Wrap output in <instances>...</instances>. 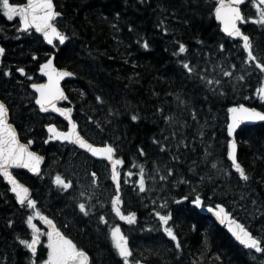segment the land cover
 Returning a JSON list of instances; mask_svg holds the SVG:
<instances>
[{
	"label": "trees",
	"instance_id": "trees-1",
	"mask_svg": "<svg viewBox=\"0 0 264 264\" xmlns=\"http://www.w3.org/2000/svg\"><path fill=\"white\" fill-rule=\"evenodd\" d=\"M55 5L63 14L57 25L69 37L64 45H57L56 64L76 75L66 82V107L83 131L102 130L107 140L119 138L125 163L143 161L147 171L145 210L154 223L149 222L148 229L138 228L134 236L140 245L150 237L167 241L168 247L138 259L148 264H264V254L242 247L191 204L197 194L207 204L221 203L254 235L264 236V123L243 126L237 134L247 181L239 178L227 159L228 108L247 104L264 111V101L257 95L264 74L254 63H244L247 53L241 41L220 31L213 13L215 0H55ZM243 9L251 17V0ZM242 26L251 38L253 54L264 63V25L248 20ZM17 29L18 23L8 21L0 11V42L5 47L0 72L12 73L0 74V99L8 104L20 138L33 141L34 150L45 154V126L57 118L35 106L29 86L41 80L39 64L52 50L37 35ZM181 43L185 53H179ZM182 61L194 67L191 76ZM19 67L26 75L16 72ZM223 71L233 75L223 77ZM241 75L243 81L237 79ZM207 79H219L221 85L213 88ZM132 115L138 119L133 121ZM161 144L167 145L165 151ZM168 168L173 175L167 176ZM162 175L167 179L161 180ZM18 176L29 186L43 184L25 172ZM181 197L188 199L176 203ZM142 198L130 192L128 199V210L139 215V222ZM161 202H166L161 214L171 213L168 224L180 248L161 234L150 236L161 226L153 212H160ZM27 214L0 176V264H28L19 243L27 237ZM87 242L98 251L91 255V264H123L113 250L112 255L99 254L109 250L107 245L94 238Z\"/></svg>",
	"mask_w": 264,
	"mask_h": 264
},
{
	"label": "snow or ice",
	"instance_id": "snow-or-ice-1",
	"mask_svg": "<svg viewBox=\"0 0 264 264\" xmlns=\"http://www.w3.org/2000/svg\"><path fill=\"white\" fill-rule=\"evenodd\" d=\"M247 0H215V7L213 13L215 19L220 22L222 30L230 37L239 38L242 41V48L244 52L247 53L245 64L254 63L255 69H258L262 74H264V63L260 62L256 55L253 54V45L251 38L241 31V27L238 26L239 22H247L251 20L253 23L264 25V0H251L252 7L256 9V17H245L241 10V5L246 3ZM0 11L7 18L8 21H12L15 17L19 18V28L17 31L30 32L33 28L36 33L42 34L43 40L47 42L48 45H53L54 40H58L61 45H64L69 37L65 32L61 31L57 26V18L62 16V13L56 10V6L53 0H26L25 3H12L10 0H0ZM119 13H117V16ZM187 23V21H184ZM129 30H131V25H129ZM143 47L147 48V42L144 43ZM221 52L224 50L223 44L219 46ZM5 52V49L0 46V56ZM186 46L181 43L179 44V53H185ZM33 59H36V54L33 53ZM182 67L187 71V74L191 76L194 72V67L190 66V62L182 61ZM235 65L231 68L235 69ZM16 72L22 76L26 75L25 69L19 67ZM39 72L47 77L44 83H32L31 88L35 90V105L39 106L41 112H47L51 109L54 112L59 113L61 116L68 120L67 131H62L56 127L54 124H47L45 127L49 132L48 140H60L68 141L74 145H77L80 149H84L86 152L91 153L93 157H98L105 159L111 165V180L115 184L116 195L111 198V210L120 218L122 221H126L128 224H133L135 222V213H128L125 215L121 211V199H120V180L118 179L119 173L117 171V166L122 165L123 161L118 158L116 153V148L105 142L103 146H96L89 143L80 133L76 130V125L72 121L70 113L71 108H61L57 106V101L67 100L68 97L65 95L63 89L60 86V81L64 77H70L73 73L57 69L53 64V59L49 56L43 63L39 64ZM5 77L11 76V72L8 69H3L0 72ZM223 77H231L233 75L232 71H223ZM204 80V76L199 77ZM31 79V77H29ZM238 80L243 81L244 76H238ZM207 85L215 86L221 85V80L219 79H207ZM212 90V89H210ZM257 95L262 101H264V82L257 89ZM96 99L99 101L101 97L97 96ZM183 103V101H181ZM230 122L227 125L228 135L233 136L234 130L245 121H264V111H259L253 107H246L244 104L234 105L228 108ZM193 115L195 111L193 110ZM9 108L4 100H0V175L11 185L10 191L15 194V200L22 207H26L30 211V214L26 216V224L28 228L31 229V239H19V243L22 244L30 253L35 256L37 253V245L41 244V237H47V258L42 260L40 264H90V258L86 251L77 247V245L66 236L61 230L56 227L54 221L50 219L47 215H44L36 207L37 202L31 199L29 194V189L24 185L20 184L19 181L13 176L10 169L12 168H26L31 172H39V164L43 157L39 156L37 153L30 151L28 145L32 143L31 140L28 143H20L17 138V132L14 126L8 122ZM131 119L133 121L137 120L136 115H132ZM168 120L169 117H165ZM91 120V117H89ZM175 135V133H173ZM203 135V133H201ZM48 141L46 140L45 143ZM154 143H159L154 140ZM161 151H165L167 145H159ZM186 146V145H185ZM236 144L234 140H229L228 142V156L231 159L232 167L239 173V178L247 181L249 179L244 168L237 162L235 156ZM141 155L144 154L143 149H139ZM177 159V157H174ZM216 165L213 164V167ZM158 170V169H157ZM127 176H132L131 172L126 174ZM173 175V169H167V176ZM167 176H160L161 180L167 179ZM91 182L93 185L97 184V175L93 171L90 173ZM61 190H68L72 188V181L62 178L59 174L54 178L53 181ZM136 184L139 185V190L141 192L145 191V176L144 167L140 166V178L136 180ZM84 192H80L79 196L83 197ZM92 197L89 196L88 200L91 201ZM188 197H181V201L187 200ZM194 207L201 206L202 200L199 194L196 195L195 199L191 201ZM253 205L256 201H252ZM166 207V205H162ZM76 207L79 212L84 216H89L91 207L89 203L78 202ZM209 211H213L216 217L219 219L220 223L224 224L227 222L229 225V231L235 237L237 241L240 242L245 248L249 250H255L256 253L264 254V236L253 235L251 231L248 230L243 224L238 220L234 219L229 213L224 210L223 205H216L215 209L209 208ZM155 215L158 217L159 222L163 225V232L170 237L172 241H176V248H180L177 236L171 227L167 224L170 220L171 213L161 214V212L156 211ZM39 218L47 225V231L37 227L36 223H33L34 218ZM100 224L107 225V220L103 214L98 218ZM8 225L11 226L13 221L9 220ZM109 235L112 241V246L115 249L117 255L123 259V264H132L130 262V257H132V251L128 244V237L124 235L121 231L119 225L111 227L109 229ZM34 264V262H33ZM134 264H141L140 260H135Z\"/></svg>",
	"mask_w": 264,
	"mask_h": 264
},
{
	"label": "flooded vegetation",
	"instance_id": "flooded-vegetation-1",
	"mask_svg": "<svg viewBox=\"0 0 264 264\" xmlns=\"http://www.w3.org/2000/svg\"><path fill=\"white\" fill-rule=\"evenodd\" d=\"M68 124L63 123L62 129H67ZM94 145H103L100 139L87 138ZM114 141H120L119 138L113 139ZM48 141V136H47ZM50 141V140H49ZM114 141L108 142L116 148L115 155L121 158L122 165L117 166V171L120 174L118 179L120 180V199L122 201L120 207L121 211L127 215L130 212L128 210V199L130 190H139V185L136 184V180L140 178V166H143V162L137 169L136 166H131L127 168L124 162L126 154H121L119 151L120 146H117ZM53 147L50 149L49 142L45 143V149L50 155L54 152H58V149L63 151L62 158L58 161V165L62 168L60 170V176L66 180L72 181V188L68 190H61V188L55 184H41L40 186L33 187V197L37 202L36 207L44 215H47L52 219L61 232L68 236L77 247L88 251L91 255L97 254V248L93 245L89 247L87 242L81 237L82 231L88 228L93 229L92 237L99 238L100 241L109 247V252H100L99 254L112 255L111 251H115L112 246V241L109 235V229L119 225L122 232L128 234V224L126 221L120 220L118 216L111 210V198L116 195L115 184L111 180V165L106 160H97L87 153L81 151L74 144L68 142L65 144L52 143ZM54 151V152H53ZM95 172L97 175V184L93 185L91 182L90 173ZM131 172L132 176H127L126 174ZM140 191V190H139ZM84 192V196L80 197L79 193ZM89 196L92 197L89 202ZM78 202H86L90 204L91 211L89 216H84L79 212L76 207ZM29 210V214H30ZM143 215L144 213L140 211ZM140 213V215H141ZM103 214L107 220V225L100 224L98 221L99 216ZM136 214V213H135ZM139 215L135 216V220H139ZM33 223L47 231V225L40 221L39 218H34ZM140 226L144 229L145 224L142 221ZM27 240L31 239V229L27 226ZM165 239V235L163 236ZM104 241V242H103ZM111 241V243H110ZM96 251V252H95ZM116 252V251H115ZM27 257H34L28 249L25 250ZM117 254V253H116ZM47 255V237H41V244L37 245V253L35 257L40 258ZM40 261V259H39Z\"/></svg>",
	"mask_w": 264,
	"mask_h": 264
},
{
	"label": "water",
	"instance_id": "water-1",
	"mask_svg": "<svg viewBox=\"0 0 264 264\" xmlns=\"http://www.w3.org/2000/svg\"><path fill=\"white\" fill-rule=\"evenodd\" d=\"M248 1V0H247ZM25 2H26V0H25ZM24 2V3H25ZM53 2H54V4H55V0H53ZM245 4V3H244ZM56 6V5H55ZM242 6H243V4L241 5V10H242ZM56 10H57V7H56ZM58 11V10H57ZM60 12V11H59ZM242 12H243V10H242ZM62 17V16H61ZM61 17H59V18H61ZM59 18H57V20L59 19ZM16 19L19 21V18L18 17H16ZM217 21V20H216ZM219 24H220V22L219 21H217ZM241 23H243V22H239L238 23V26H240V24ZM241 27V26H240ZM220 29H221V32L224 34V35H226V36H228L226 33H224L223 32V30H222V26H221V24H220ZM32 31L33 32H35V29L33 28L32 29ZM241 31L243 32V29H242V27H241ZM36 33V32H35ZM36 34H38L42 39H43V37H42V34H40V33H36ZM228 37H230V36H228ZM230 38H232V39H234V40H240L239 38H234V37H230ZM44 41V40H43ZM46 44H47V42L46 41H44ZM56 42H58V40H54V43H53V45H48L47 44V46L48 47H50V48H52L53 50H54V54L51 56L52 57V59H53V64H54V66L57 68V69H62V70H65V71H68V72H71V73H73L71 70H68V69H65V68H60V67H58L57 65H56V59H55V53L57 52V48L55 47V43ZM1 46V45H0ZM3 47V46H2ZM4 48V47H3ZM1 59H2V56H0V62H1ZM39 73V75L40 76H42V77H44L45 78V80H47V77L46 76H44L42 73H40V72H38ZM76 78V75L73 73V75L72 76H70V77H64L63 79H61V81H60V86H61V88L63 89V91H64V93H65V95L67 96V92H66V89H65V87H64V82H66L67 80H74ZM46 82V81H45ZM41 83H44V82H41ZM30 88H31V86H30ZM31 90L35 93V90L34 89H32L31 88ZM1 100V99H0ZM64 101L65 100H60V101H57V106L58 107H61V108H64L63 106H62V104L64 103ZM246 107H251V106H249V105H247V104H244ZM38 108H39V106L38 105H36ZM253 108H256V107H253ZM257 110H259V111H263V110H261V109H259V108H256ZM50 111H52L51 109H49ZM54 112V111H53ZM56 115H58V116H60L61 118H63L65 121H67L68 122V120L65 118V117H63V116H61L59 113H57V112H54ZM71 119H72V121L74 122V120H73V118L71 117ZM8 122L9 123H11V121H10V111H9V116H8ZM230 122V119H229V115H228V123ZM261 123H264V121H245V122H242L240 125H238L237 126V128L234 130V133H233V136H229L228 135V137H229V139H228V142H229V140H234V142H235V144H236V150H235V156H236V159H237V162L243 167V165L240 163V161H239V141H238V138H237V133L239 132V130L243 127V126H252V125H257V124H261ZM13 126H14V128H15V130H16V132H17V138L19 139V141H20V143H24V144H26L25 142H23L21 139H20V137H19V134H18V130H17V128H16V126L13 124V123H11ZM55 125V124H54ZM228 125V124H227ZM57 127V126H56ZM58 128V127H57ZM59 129V128H58ZM76 130L79 132V130H78V127L76 126ZM46 131H47V133L49 134V132H48V130H47V128H46ZM80 133V132H79ZM227 134H228V132H227ZM81 135V134H80ZM82 136V135H81ZM55 141H58V142H61V143H66L67 141H60V140H55ZM90 143V142H89ZM228 145V144H227ZM28 147H29V150L30 151H33L32 150V148H31V145L29 144L28 145ZM81 150H83V151H85L84 149H81ZM33 152H35V151H33ZM86 152V151H85ZM35 153H37L39 156H41V157H43V159L40 161V164H39V172H36V173H33V172H31L29 169H26V168H12V169H10V171L12 172V174H13V176H15L16 177V179L19 181V183L20 184H22V185H24L25 187H27L28 189H29V196L31 197V195H32V190H31V188L27 185V184H25L24 182H22L19 178H18V176L16 175V173H15V171H25V172H28L31 176H39L41 173H42V168H43V166H44V163H45V157L43 156V155H41V154H39L38 152H35ZM88 153V152H87ZM88 154H90L91 155V153H88ZM92 156V155H91ZM94 158H96V159H102V158H98V157H94ZM227 159L230 161V163L232 164V162H231V159L229 158V156H228V146H227ZM244 168V167H243ZM234 169V168H233ZM234 171L236 172V170L234 169ZM1 177H2V175H0ZM3 178V177H2ZM3 180H4V182L9 186V187H11V185L10 184H8V182L3 178ZM12 193V192H11ZM14 196H15V194L14 193H12ZM18 203V202H17ZM216 205H218V204H216ZM216 205H205L203 202H202V204H201V206H198L197 208L200 210V212L201 213H203L204 215H211L212 216V218L217 222V224L218 225H220V226H222V227H224L227 231H228V233L235 239V237L232 235V233L229 231V225L227 224V222L226 223H224V224H222V223H220V221H219V219L216 217V215H215V213L213 212V211H209V208L211 207V208H213V209H215V206ZM219 205H223V204H219ZM223 207H224V210L227 212V213H229L234 219H236L233 215H232V213H230L228 210H227V208H226V206H224L223 205ZM236 220H238V219H236ZM239 221V220H238ZM241 224H243L244 225V223H242L241 221H239ZM245 226V225H244ZM246 227V226H245ZM247 228V227H246ZM250 231V230H249ZM236 240V239H235ZM237 241V240H236ZM239 244H240V242L239 241H237ZM241 245V244H240ZM241 246H243V245H241ZM244 247V246H243ZM245 248V247H244ZM247 249V248H246ZM252 251H254L255 252V250H252ZM258 254H261V253H258ZM89 258H90V256H89ZM90 261H91V259H90ZM141 264H147L146 262H141Z\"/></svg>",
	"mask_w": 264,
	"mask_h": 264
},
{
	"label": "rangeland",
	"instance_id": "rangeland-1",
	"mask_svg": "<svg viewBox=\"0 0 264 264\" xmlns=\"http://www.w3.org/2000/svg\"><path fill=\"white\" fill-rule=\"evenodd\" d=\"M251 8H252V10H251V12H250V14H251V17H256V9L254 8V7H252V4H251ZM250 10V9H249ZM249 21H251V20H249ZM262 82H264V76L261 78V83ZM261 83H260V86H261ZM89 131H90V133L92 134L93 133V137L95 138V139H100V140H103V139H105V137H104V134H103V131L102 130H92V129H89ZM103 135V136H102ZM116 137H113V138H111V139H115ZM62 151H58V153L57 152H54V153H52L51 154V160H50V165H49V167H48V171H46L47 173H51V171H52V169H53V167H55V164L56 165H58L59 163H58V161L62 158ZM56 158H59L58 159V161H56L57 159ZM46 173V175H45V178H47L48 176H49V174H47ZM53 175V173H51L50 174V176H52ZM57 175H55V176H53V179L56 177ZM144 176H145V182H147V179H146V176H147V171H146V168L144 167ZM44 178V179H45ZM141 192V191H140ZM145 192H146V190L145 191H143L142 193L144 194V197L142 198V201L143 202H145V198H146V195H145ZM136 193H138V191H136ZM162 205H166V202H161V208H160V212H162V210H163V208H164V206H162ZM147 207V205L144 203L143 204V206H142V209L141 210H143V209H145ZM159 210V209H158ZM150 217H151V215L148 213V211H145L144 212V218H143V221H146V224H148L149 222H150ZM156 221H158V220H156ZM241 221H243L242 219H241ZM128 224V223H127ZM134 224V223H133ZM133 224H128V233H131L133 230H134V228L132 227L133 226ZM167 226H168V224H167ZM164 227V226H163ZM163 227H160V232L161 233H164L163 232ZM169 227V226H168ZM147 228H148V226H147ZM83 233H81V237L87 242V240H91V238L90 237H92V232H93V229L92 228H88L87 230H84V231H82ZM124 235H126L127 237H128V244H129V247H130V249H131V251H132V257H130L129 259H130V262H132V264H134V261L135 260H139L138 258H145V257H148L149 255H152L153 254V252H152V250H154V249H158V250H160V251H166V248L165 247H168V242L167 241H165V240H162V239H157V240H153V239H151L150 237H149V239H147L146 240V243H145V241H144V243L142 244V245H140L141 244V240L140 239H136V240H134V241H132V243H131V239H130V235H128L127 233H125V232H122ZM154 236V237H159V236H157V235H155L154 233H151L150 234V236ZM164 235H165V237H168L165 233H164ZM257 236H259V235H257ZM170 238V237H169ZM96 240L97 241H100V239L99 238H96ZM171 240V239H170ZM104 242V241H103ZM110 243H111V241H110ZM171 243L174 245V248H175V241H172L171 240ZM87 244H88V242H87ZM140 246L141 247H145V248H147V249H149V251L147 250V251H145V249H141L140 250ZM24 247V246H23ZM138 248V250L136 249V248ZM25 250H26V248L24 247V250H23V252L25 253ZM137 251V252H136ZM26 254V253H25ZM47 258V255L46 256H43V257H40V258H37V257H32V258H30V257H27L26 259H25V261H26V263H28V264H33V262H34V264H40V262L42 261V260H44V259H46ZM39 259H40V261H39Z\"/></svg>",
	"mask_w": 264,
	"mask_h": 264
},
{
	"label": "bare ground",
	"instance_id": "bare-ground-1",
	"mask_svg": "<svg viewBox=\"0 0 264 264\" xmlns=\"http://www.w3.org/2000/svg\"><path fill=\"white\" fill-rule=\"evenodd\" d=\"M173 216H175V215H173Z\"/></svg>",
	"mask_w": 264,
	"mask_h": 264
}]
</instances>
